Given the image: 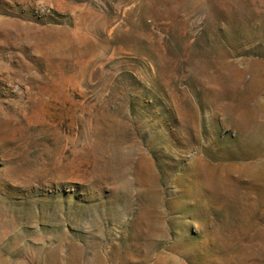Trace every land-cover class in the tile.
Returning <instances> with one entry per match:
<instances>
[{"label":"rangeland","instance_id":"obj_1","mask_svg":"<svg viewBox=\"0 0 264 264\" xmlns=\"http://www.w3.org/2000/svg\"><path fill=\"white\" fill-rule=\"evenodd\" d=\"M0 264H264V0H0Z\"/></svg>","mask_w":264,"mask_h":264}]
</instances>
